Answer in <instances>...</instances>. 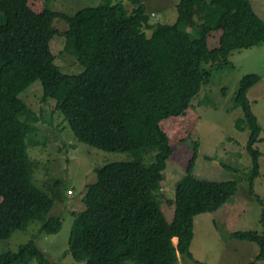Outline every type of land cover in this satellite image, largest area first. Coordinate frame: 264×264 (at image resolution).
<instances>
[{"label": "trees", "instance_id": "obj_1", "mask_svg": "<svg viewBox=\"0 0 264 264\" xmlns=\"http://www.w3.org/2000/svg\"><path fill=\"white\" fill-rule=\"evenodd\" d=\"M50 1L0 0V240L26 230L35 220L46 234L58 233L63 225L61 218L50 215L55 198L33 182L28 152L42 114L20 95L40 80L42 101L55 103L78 141L109 152L156 153L151 164L140 157L96 168L97 181L88 185L83 199L85 209L73 212L69 253L74 260H194L196 216L215 214L216 227H226L234 219L218 214L236 196L237 182L194 174L200 144L192 138L200 115L192 100L202 90L204 64L264 42V20L252 0H181L176 23L155 25L143 0H128L136 5L132 13L123 3H104L74 15L55 11ZM55 20L64 22L66 30L58 29ZM147 30H152L150 36ZM62 43L84 67L81 74H63L56 65ZM260 80L257 74L246 75L235 100L244 112L236 126L249 130L250 193L262 201L254 188L261 174L256 144L263 140L262 128L248 98ZM178 145L182 147L176 151ZM184 148L192 152L174 200L167 201L173 209L168 220L162 208L164 172L167 161ZM261 224L262 232L230 234L234 240L259 245L260 253L249 264L264 260V211ZM35 240L34 235L16 251L3 253L0 264H58Z\"/></svg>", "mask_w": 264, "mask_h": 264}, {"label": "rangeland", "instance_id": "obj_2", "mask_svg": "<svg viewBox=\"0 0 264 264\" xmlns=\"http://www.w3.org/2000/svg\"><path fill=\"white\" fill-rule=\"evenodd\" d=\"M70 1L51 0L49 6L69 15L76 14L82 8L104 3H123L129 13L136 7L128 0H78L73 5L69 4ZM180 1L143 0L151 16L150 23H176L177 5ZM252 3L255 11L264 20V0H252ZM58 21L55 20V23ZM56 27L65 31L67 25L58 22ZM147 34L150 36L152 30H147ZM60 45L55 63L61 72L81 74L84 67L74 54L64 49L63 43ZM203 70L205 81L202 90L192 100L193 107L200 115V119L194 124L192 138L200 144L194 174L203 179L237 182L236 196L218 214H228L234 220L226 222V227L219 223L217 228L214 223L215 214L203 213L196 216L191 244L194 260L180 256L179 264H249L260 253L259 245L234 240L230 234L234 231H263L264 42L251 48L234 50L218 63L204 64ZM248 74L261 77L260 82L248 92V98L262 128L260 138L263 140L256 144L261 152V174L254 186L262 201L250 193L252 157L247 150L249 130L242 131L236 126L237 121L244 118V112L235 98L241 80ZM42 97L40 80L35 81L20 95L33 110L42 114L41 122L37 124L38 130L32 136L31 144H28V152L33 182L40 190L55 198V206L50 215L61 218L63 225L58 233L46 234L39 231L41 223L35 220L26 230H18L10 239L0 240V256L10 250L16 251L35 235L36 243L51 261L58 264H83L76 262L69 253V238L75 221L73 212L79 213L85 209L83 199L88 185L97 181L96 168L114 162L133 161L140 157L144 164H151L156 153L144 152L143 155H136L133 152H109L82 143L75 138L63 114L55 109V103L52 100L44 102ZM180 147L182 146L178 145L176 151ZM181 151L182 153H177L167 161L168 166L164 172L166 184L162 189L165 196L162 208L168 220L173 218V209L167 201L174 200L176 184L184 176V165L192 152L188 148ZM126 264L134 263L129 261ZM257 264H264V260Z\"/></svg>", "mask_w": 264, "mask_h": 264}, {"label": "crops", "instance_id": "obj_3", "mask_svg": "<svg viewBox=\"0 0 264 264\" xmlns=\"http://www.w3.org/2000/svg\"><path fill=\"white\" fill-rule=\"evenodd\" d=\"M77 1H78V0H71L69 4L73 5V4H75ZM174 241L177 242V238H175Z\"/></svg>", "mask_w": 264, "mask_h": 264}, {"label": "bare ground", "instance_id": "obj_4", "mask_svg": "<svg viewBox=\"0 0 264 264\" xmlns=\"http://www.w3.org/2000/svg\"><path fill=\"white\" fill-rule=\"evenodd\" d=\"M175 240V239H174Z\"/></svg>", "mask_w": 264, "mask_h": 264}]
</instances>
